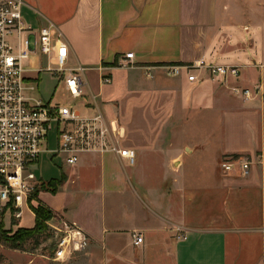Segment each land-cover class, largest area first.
Returning <instances> with one entry per match:
<instances>
[{"label":"crops","instance_id":"1","mask_svg":"<svg viewBox=\"0 0 264 264\" xmlns=\"http://www.w3.org/2000/svg\"><path fill=\"white\" fill-rule=\"evenodd\" d=\"M21 12L35 28L56 26L67 43L66 65L84 68L77 107L84 112L95 95L135 151L133 164L111 153L83 154L74 165L49 156L65 168L64 182L53 199L41 191L36 200L89 237L85 250L56 264H264V24L256 8L208 0H23ZM128 52L132 63L120 66ZM199 63L234 65L238 75L212 78L199 67L189 81L185 72L168 73L170 65ZM103 74L109 83H100ZM188 125L211 127L203 142L213 138L190 173L180 172L184 149L199 146L169 153L168 182L151 183L131 169L144 151L162 153L169 130ZM230 155L256 161L246 175L224 174L219 164ZM25 211L31 225L20 223ZM22 215L18 227H33L30 206ZM133 233L142 244H132Z\"/></svg>","mask_w":264,"mask_h":264},{"label":"built area","instance_id":"2","mask_svg":"<svg viewBox=\"0 0 264 264\" xmlns=\"http://www.w3.org/2000/svg\"><path fill=\"white\" fill-rule=\"evenodd\" d=\"M23 0H0V215L19 219L33 191L43 181L34 174L39 157L48 153L51 158H61L67 165L76 164L83 154H115L128 164L135 161V151L125 147V128L117 118H108L96 103V96L86 102L81 112L73 100L84 95L81 66L66 65L68 47L62 34L53 23L32 28L23 17ZM39 53L46 59L45 66L26 67L30 54ZM133 53H125L120 66L132 63ZM53 62L54 66L49 62ZM204 67L213 78L237 76L238 68L228 64H182L168 66L172 75L185 72L193 81L194 68ZM62 83L72 99L69 105L53 99V93L44 99L38 94L41 74ZM111 81L103 74L100 83ZM238 92L236 88L233 89ZM248 97L251 92L242 89ZM53 131L54 133H52ZM49 133L53 134V148L49 146ZM255 157L230 155L220 161L224 174L238 169L246 175ZM55 244L52 260L65 262L75 253L85 250L89 237L74 222L60 219L53 226ZM139 233L132 234V244H142ZM28 264H34L32 260Z\"/></svg>","mask_w":264,"mask_h":264},{"label":"rangeland","instance_id":"3","mask_svg":"<svg viewBox=\"0 0 264 264\" xmlns=\"http://www.w3.org/2000/svg\"><path fill=\"white\" fill-rule=\"evenodd\" d=\"M210 6H227V7H234L236 2H241L244 8L253 7L256 8V11L259 14V21L260 23L264 24V0H208ZM246 10V9H244ZM246 12H248L246 10ZM24 19V16L22 14ZM24 21L31 26L25 19ZM35 28L34 26H31ZM27 63L26 67L29 68H37L45 66L46 59L44 56H41L39 53L30 54L29 60L25 61ZM50 65L54 66V63L51 61L49 62ZM42 81L39 85L38 94L42 96L44 99L50 97L53 93V99L61 104L69 105L70 101L72 102L71 97L65 91L63 84L60 82L58 83L56 79L50 77L47 72H43L41 74ZM82 100V99H81ZM79 102V99L73 100L72 103L75 105ZM210 128L211 127H199V126H192L188 125L185 127L179 128H172L169 130V146L164 148L162 153H152L151 152H143L140 155L139 164L133 165L131 169H136L137 171L142 172L149 182L155 183L158 181L157 178H164L165 181H169L168 177L165 179V176L171 175L173 172V165L167 163L168 162V155L170 152L175 150H180L188 147L194 148L195 146H199L192 151H186L184 149V159L183 164L180 168V172L188 171L194 169L198 162L201 161L198 157L200 148L205 145L207 149H210L211 140L209 139L207 142H203L207 137L210 136ZM54 133L53 131H51ZM49 133V146L48 148H53L54 144H52L53 134ZM169 149V150H168ZM49 154L43 153L39 157L37 162V166L34 168V174L38 178H42L44 181H49L52 178L60 179L61 175L64 172V169L61 170L60 165L53 164L55 161L49 160ZM61 164L59 159L56 160V163ZM65 164V163H64ZM178 162L174 163V166L177 167ZM82 172H80L81 174ZM164 176V177H163ZM155 185V184H154ZM66 192L68 188L65 187ZM55 194V195H54ZM58 192L51 193L48 192V199H53V196H56ZM46 196V195H45ZM39 203V202H38ZM37 202L34 203L33 206H37ZM44 206V205H43ZM7 216L0 215V223L3 224V228L5 230H9L10 234L15 232L18 227V222L16 219H11L10 222H6ZM60 219L67 220L64 217L56 215L52 212V216L48 217L46 221H44L45 228L43 229V235L38 238V242L34 240H28L23 244V249H13L10 248L2 243H0V264H28V259L32 260L34 264H56L57 261L52 260V251L54 249L55 244V234L53 226H56ZM20 223L22 225H31L32 224V217L28 212H24L20 219ZM178 232V231H176ZM143 242V241H142ZM28 252V253H27Z\"/></svg>","mask_w":264,"mask_h":264},{"label":"trees","instance_id":"4","mask_svg":"<svg viewBox=\"0 0 264 264\" xmlns=\"http://www.w3.org/2000/svg\"><path fill=\"white\" fill-rule=\"evenodd\" d=\"M63 182V175H61L60 179L41 181L33 191L32 197L28 202L34 214L33 227H19L15 232L10 234V231L5 230L3 228V224L0 223V243L13 249H23V244L28 240H34L38 242V238L43 235V229L45 228L43 223L48 219V217L52 216V212L47 207L43 206V204H41L38 200H36V197L41 191L54 193L56 189L63 184ZM35 202H39L37 206H33Z\"/></svg>","mask_w":264,"mask_h":264},{"label":"water","instance_id":"5","mask_svg":"<svg viewBox=\"0 0 264 264\" xmlns=\"http://www.w3.org/2000/svg\"><path fill=\"white\" fill-rule=\"evenodd\" d=\"M187 151H189V150H187Z\"/></svg>","mask_w":264,"mask_h":264}]
</instances>
